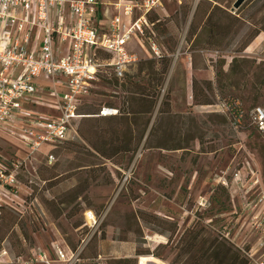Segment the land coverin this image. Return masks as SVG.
Returning a JSON list of instances; mask_svg holds the SVG:
<instances>
[{
	"label": "rangeland",
	"instance_id": "rangeland-1",
	"mask_svg": "<svg viewBox=\"0 0 264 264\" xmlns=\"http://www.w3.org/2000/svg\"><path fill=\"white\" fill-rule=\"evenodd\" d=\"M234 2L163 0L149 18L159 19L152 37L165 55L154 58L147 41L133 39L129 48L141 59L122 78L99 74L77 101L87 116L79 136L54 147L53 160L47 146L28 154L0 132V158L8 166L18 160L17 191L0 211L9 264H22L18 256L26 264L38 250L50 264H111L123 257L98 252L127 241L156 255L141 264H229L220 243L236 264L264 258L255 217L264 131L251 118L253 107L264 109V0ZM199 56L208 58L207 72L192 75L187 96L186 66ZM130 82L145 94L131 92ZM44 89L34 109L54 115ZM102 107L118 114L97 116ZM55 245L75 256L56 260ZM130 259L117 264H138Z\"/></svg>",
	"mask_w": 264,
	"mask_h": 264
},
{
	"label": "built area",
	"instance_id": "built-area-1",
	"mask_svg": "<svg viewBox=\"0 0 264 264\" xmlns=\"http://www.w3.org/2000/svg\"><path fill=\"white\" fill-rule=\"evenodd\" d=\"M162 5L163 0H0V132L16 138L28 154L47 146L46 157L53 160L54 147L79 136L77 125L85 114L78 112L77 101L89 94L99 74L122 78L141 59L129 48L133 39L147 41L154 58L163 55L152 37L156 21L149 18ZM45 87L56 101L54 115L34 109ZM117 112L102 107L98 114ZM251 118L264 131L261 106L252 108ZM10 164L0 158V207L12 205L8 200L18 187V160ZM261 201L255 217L264 235V197ZM53 249L62 262L75 256L59 245ZM51 261L38 250L25 262ZM9 262L0 246V264ZM254 263L264 264V258Z\"/></svg>",
	"mask_w": 264,
	"mask_h": 264
},
{
	"label": "crops",
	"instance_id": "crops-1",
	"mask_svg": "<svg viewBox=\"0 0 264 264\" xmlns=\"http://www.w3.org/2000/svg\"><path fill=\"white\" fill-rule=\"evenodd\" d=\"M256 38H260L259 41L256 44H258L260 41L263 40V37H261V35H258L257 37H255L253 41H255ZM199 58H200V56H199ZM196 60L197 61H195V64H196L195 67H193V64H192L191 61H190L189 65L186 66L187 67L186 68L187 69V73L189 74V77L186 78V85H185V92H186V95L187 96L189 94H191V84H190V81L193 78L192 75H199V73H201L202 71H206L207 72V67H206L207 64H206V62H208V58H204V59L203 58H200V60L199 59H196ZM175 66H176V64H175ZM175 66H174V68H175ZM173 72H174V70H173ZM190 75H191V78H190ZM205 79L206 80H209L210 78L209 77H206ZM100 248H101V245H100ZM135 252H136V244L133 241H127L125 243H119V244H117L115 246H112V247L110 246L108 249H106L104 251L103 250L102 251L100 250L98 252V256L99 257H102V256L130 257V256H132V257H135L136 258V262H138V264H141V260L144 259V257H142L140 255H134ZM49 256H50V254H49ZM146 256H150V255H146ZM154 257H156V256H154ZM50 258H51V256H50ZM138 258H139V261H138ZM21 259H22V256H18V261L17 262H21L22 264H24L23 263L24 260L22 261ZM148 262H155V261H152L151 260V261H148ZM40 263L41 262L29 263V264H40ZM56 263L59 264V262H56ZM155 263H157V262H155ZM7 264H9V263H7ZM41 264H43V263H41Z\"/></svg>",
	"mask_w": 264,
	"mask_h": 264
},
{
	"label": "trees",
	"instance_id": "trees-1",
	"mask_svg": "<svg viewBox=\"0 0 264 264\" xmlns=\"http://www.w3.org/2000/svg\"><path fill=\"white\" fill-rule=\"evenodd\" d=\"M152 20L153 21H156V22H158L159 21V19H157V18H152ZM165 54H163L161 57H163ZM160 57V58H161ZM163 70H166V66H165V68L163 69ZM129 86L127 87L128 89H131L130 91L131 92H133V93H139V94H141V95H144L145 93L144 92H141L140 91V89L142 88L139 84H134V83H131L130 82V84H128ZM118 114V112L116 113V114H111V115H100V114H98L97 116H100V117H110V116H114V115H117ZM85 117H87L86 115H84L82 118H85ZM80 121V120H79ZM66 142V141H65ZM4 207H6V206H1L0 207V211H2L3 209H4ZM219 246H223L224 248H225V250H224V256L222 257L221 256V258H223V260H225V259H230L229 261H230V263L229 264H236V263H238V259H237V257L234 255V254H232L231 253V250L228 248V247H226L224 244H218ZM135 254L136 255H140V256H146V255H152V256H156L153 252H150V251H148L147 253H146V255H143V254H141V253H137V251L135 252ZM213 255H217V252H214L213 253ZM139 256V257H140ZM139 259V258H138ZM131 261V259H130V257H123V258H118V260L116 259L113 263H111V264H117V263H127V262H130ZM245 264H247V261L245 260Z\"/></svg>",
	"mask_w": 264,
	"mask_h": 264
},
{
	"label": "water",
	"instance_id": "water-1",
	"mask_svg": "<svg viewBox=\"0 0 264 264\" xmlns=\"http://www.w3.org/2000/svg\"><path fill=\"white\" fill-rule=\"evenodd\" d=\"M244 0H235L233 7H238Z\"/></svg>",
	"mask_w": 264,
	"mask_h": 264
}]
</instances>
